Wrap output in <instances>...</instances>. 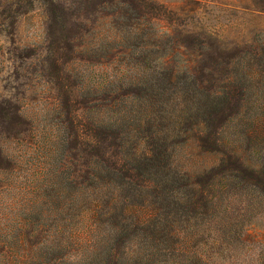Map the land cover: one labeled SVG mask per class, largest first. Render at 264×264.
I'll list each match as a JSON object with an SVG mask.
<instances>
[{"label": "rangeland", "instance_id": "1", "mask_svg": "<svg viewBox=\"0 0 264 264\" xmlns=\"http://www.w3.org/2000/svg\"><path fill=\"white\" fill-rule=\"evenodd\" d=\"M155 1L171 8L193 4L196 9L188 8L185 13L189 23L226 33L229 38L248 37L249 44L264 43V13L245 10L250 4L243 0ZM23 9V13L18 11L14 0H0V264L83 260V264H106L112 251L106 242L108 229L98 228L82 242L83 201L94 200L98 193L83 190L79 152L70 145L78 148L80 123L110 126L116 117L110 101L112 86L107 84L103 99L97 100L103 94L98 92L99 83L115 80L121 68L127 77H134L137 69L116 63L102 66L94 53L83 59L52 55L46 49L43 7ZM145 27L150 31V25ZM156 27L166 31L164 25ZM87 41L95 43L92 37ZM173 43L178 47L177 36ZM158 47L151 49L152 59L161 57L154 65L162 56L175 68L189 59L176 47L174 52L164 47L154 53ZM239 61L230 69H212L221 77L230 76L234 87L248 88L240 113L219 131L227 155L205 152L193 137L173 150L174 168L181 172L199 175L219 166L223 171L212 187L211 207L176 224L182 240L178 246L189 241L176 256L180 262H185L187 251L193 263L201 258L204 264H264V173L258 170L264 164V145L257 138V133L264 132V69H256L260 60L253 56ZM174 97V103L184 102L178 94ZM83 102L97 106L91 111L81 109L68 121L73 114L65 103ZM85 133L88 142L98 145L92 130ZM235 156L243 163L233 171ZM96 167L94 158V175ZM250 173L261 177L259 184L245 180ZM141 247L138 242L132 244L136 252L143 251Z\"/></svg>", "mask_w": 264, "mask_h": 264}, {"label": "trees", "instance_id": "2", "mask_svg": "<svg viewBox=\"0 0 264 264\" xmlns=\"http://www.w3.org/2000/svg\"><path fill=\"white\" fill-rule=\"evenodd\" d=\"M243 1L250 4L245 10L264 13V0ZM14 3L21 13L26 11L24 6L30 10L43 7L47 17L46 49L52 55L83 59L94 53L102 66L116 63L137 69L134 77H127L126 69L121 68L115 80L99 83L98 92L103 94L97 100L103 99L107 84L112 86L110 101L116 117L110 126L80 123L78 148L70 145L79 152L83 190L98 193L94 200L83 201L82 242L86 243L91 233L104 226L108 229L106 242L112 247L106 264H204L201 258L193 263L187 251L185 262L178 261L177 254L189 241L178 246L182 240L175 227L211 207V190L223 171L219 166L199 175L181 172L174 168L173 150L193 137L205 152L227 155L219 131L240 113L248 88L234 87L230 76L221 77L216 74L218 70L212 69H230L246 55L260 60L256 69H264V43L249 44L248 37L229 38L226 33L189 23L185 13L188 8L196 9L190 3L177 8L155 0ZM5 13L6 9L1 15ZM146 25H150V31ZM155 25H164L166 31H159ZM174 36L178 47L173 43ZM89 37L94 38V44H88ZM154 46L158 47L154 53L164 47L174 52L176 47L189 59L175 68L161 55L162 61L154 65L161 58L152 59ZM147 47L150 52L145 51ZM176 94L183 103L173 102ZM65 104L73 114L68 121H73L81 109L91 111L97 106L87 102ZM88 129L94 132L98 145L87 141ZM257 138L263 146L264 132L257 133ZM235 157L233 171L243 163ZM94 158L96 175L91 168ZM258 170L264 173V164ZM93 176L96 181L90 183ZM259 177L250 173L244 178L259 184ZM134 242L142 245L143 251L136 252ZM83 263L84 260L71 264Z\"/></svg>", "mask_w": 264, "mask_h": 264}]
</instances>
